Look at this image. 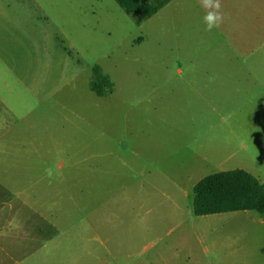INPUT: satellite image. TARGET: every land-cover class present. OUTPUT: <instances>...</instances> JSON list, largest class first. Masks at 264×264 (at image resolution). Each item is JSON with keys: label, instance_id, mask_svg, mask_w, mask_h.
<instances>
[{"label": "rangeland", "instance_id": "1", "mask_svg": "<svg viewBox=\"0 0 264 264\" xmlns=\"http://www.w3.org/2000/svg\"><path fill=\"white\" fill-rule=\"evenodd\" d=\"M202 18L190 0L146 19L114 0H0L5 264H264L257 212L194 214V188L212 174L264 182V110L242 105L259 92L194 101L176 79L255 71L256 56L219 58L236 29L209 32ZM95 67L113 94L92 92ZM221 121L239 127H201ZM231 136L247 147L228 162L194 143Z\"/></svg>", "mask_w": 264, "mask_h": 264}, {"label": "crops", "instance_id": "2", "mask_svg": "<svg viewBox=\"0 0 264 264\" xmlns=\"http://www.w3.org/2000/svg\"><path fill=\"white\" fill-rule=\"evenodd\" d=\"M177 1L179 0H174L169 5L174 4ZM190 1L194 3L195 7L204 16V11L200 7L199 0ZM221 3L225 20L218 29L213 30L227 34L236 29L238 37L234 39V41H231V43H228L229 46L225 51L224 49H222V47H219V45H217V50L215 52H219L216 55L223 61H225L226 56H228V58H231L230 53H233L234 50L232 49H235L237 53L235 51L234 52L238 56L243 58L244 64V61H246L247 58L256 56L254 66L255 71H192L190 67V70L188 72H177L175 74L176 79L182 81L181 89L188 87L187 89L189 91L190 99L192 98L194 101H199V98L204 97V95H207V93L222 94L223 92L227 93L228 90H235L238 92H246L249 89L256 90V92H259L258 94H256V96H258L259 98L247 99L242 105L247 106V110H264V107H258L264 106V0H221ZM169 5H167L161 11L165 10ZM161 11H159L157 14H159ZM239 35L241 36L239 37ZM203 101L206 102L208 100L203 99ZM213 110H215V108H213ZM226 122L227 121H221L219 123H216V125H205L201 127L209 126L212 128H216L224 126L226 127V129L239 127V123H233L231 125L230 123ZM195 123L197 122H194L192 124ZM193 127L197 129L196 125H193ZM228 139L229 140L211 142L208 138L204 140H199L198 138L194 143H198L199 141H201L205 144L204 147L211 146L213 147V151H215V153H220L213 157L214 161H219V159H221L225 162H228L230 160H234L235 157H237L243 149L246 150L245 148L247 147L246 144L241 145L232 141L237 140V136H231L228 137ZM234 170L242 169L234 168ZM234 170L226 171L223 169L219 173H225ZM260 217L262 218V221H260V223L261 225H264V217L262 215H260ZM193 236L196 235L193 234ZM182 239L184 241H190L191 239H193V237L190 234H184V237ZM4 250L5 247H2V249H0V255H2L0 256V264H5ZM9 252L11 255H21L22 250L21 248L16 246L10 247Z\"/></svg>", "mask_w": 264, "mask_h": 264}, {"label": "trees", "instance_id": "3", "mask_svg": "<svg viewBox=\"0 0 264 264\" xmlns=\"http://www.w3.org/2000/svg\"><path fill=\"white\" fill-rule=\"evenodd\" d=\"M129 16H155L174 0H114ZM91 90L98 97L113 94V85L99 67L94 69ZM197 217L236 212H257L264 217V182L243 170L214 174L194 188Z\"/></svg>", "mask_w": 264, "mask_h": 264}, {"label": "clouds", "instance_id": "4", "mask_svg": "<svg viewBox=\"0 0 264 264\" xmlns=\"http://www.w3.org/2000/svg\"><path fill=\"white\" fill-rule=\"evenodd\" d=\"M199 4L204 11L202 19L206 26L205 30L211 32L218 29L225 20L221 0H199Z\"/></svg>", "mask_w": 264, "mask_h": 264}]
</instances>
